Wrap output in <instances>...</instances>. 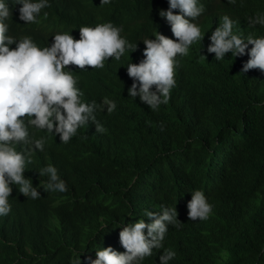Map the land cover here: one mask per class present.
Here are the masks:
<instances>
[{"label":"trees","instance_id":"trees-1","mask_svg":"<svg viewBox=\"0 0 264 264\" xmlns=\"http://www.w3.org/2000/svg\"><path fill=\"white\" fill-rule=\"evenodd\" d=\"M222 1L238 22L234 32L264 37V25L249 24L250 17L264 13V0ZM116 22L136 38L158 27L153 13L135 27ZM210 43L201 47L194 71H179L170 99L157 110L134 102L128 81L115 72L106 96L119 101V111L104 122L106 132L81 128L66 144L47 137L33 158L55 166L68 190L47 191V176L34 180L42 182L33 207L44 225L30 223L29 242H13L21 243L17 254L6 239L31 214L25 201L11 202L0 226V264H68L76 254L81 259L108 240L115 221L143 214L139 196L180 209L176 186L203 191L213 216L205 222L181 219L168 239L177 253L169 264H264V72L241 73L247 54L216 61L207 52ZM103 223L107 227L98 231Z\"/></svg>","mask_w":264,"mask_h":264},{"label":"clouds","instance_id":"clouds-1","mask_svg":"<svg viewBox=\"0 0 264 264\" xmlns=\"http://www.w3.org/2000/svg\"><path fill=\"white\" fill-rule=\"evenodd\" d=\"M149 13L158 27L146 38L116 22L120 18L135 27ZM237 23L222 0H0V226L12 201H25L31 214L6 243L29 242L30 223L43 224L33 207L42 184L35 179L47 176V191L68 190L55 166L33 158L47 137L66 144L81 128L107 131L104 122L119 111V101L106 96L112 73L128 81L134 102L157 110L170 99L179 71H194L207 40L216 61L247 54L241 73L264 72V37L234 32ZM249 24L264 25V13L250 17ZM176 189L180 209L139 196L142 215L115 221L108 240L68 264H169L177 253L168 239L181 219L205 222L213 216L203 191ZM102 227L107 225L98 231Z\"/></svg>","mask_w":264,"mask_h":264}]
</instances>
